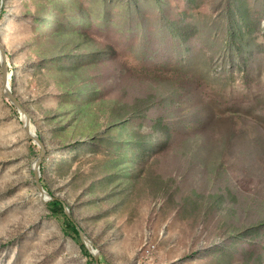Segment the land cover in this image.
I'll list each match as a JSON object with an SVG mask.
<instances>
[{"label":"rangeland","instance_id":"obj_1","mask_svg":"<svg viewBox=\"0 0 264 264\" xmlns=\"http://www.w3.org/2000/svg\"><path fill=\"white\" fill-rule=\"evenodd\" d=\"M53 11L106 50L81 84L147 115L126 177L109 163L117 151L60 146L43 115L65 99L58 61L36 53L57 28L34 14ZM0 46L47 150L42 183L93 242L41 199V147L0 63V264H97L90 249L100 264H264V0H0Z\"/></svg>","mask_w":264,"mask_h":264},{"label":"trees","instance_id":"obj_2","mask_svg":"<svg viewBox=\"0 0 264 264\" xmlns=\"http://www.w3.org/2000/svg\"><path fill=\"white\" fill-rule=\"evenodd\" d=\"M34 15L38 22H43L44 31L53 26L57 28L48 35L54 40L51 46L43 48L46 38L37 37L39 48L36 53L40 63L45 65L48 61H58L60 67H50V77L65 99L61 100L54 110H43V115L53 127L59 145L68 146L75 143L90 146L93 151L106 148L117 151L119 159H113L109 163H113L114 168H118L123 177L130 175L135 162L129 160L127 149L132 151L137 145L147 141L148 134L142 132V126L139 124L140 118L148 121L147 115L138 116L134 104L105 98L103 91L97 86L81 84L79 74L86 63L89 65L106 50L96 47L94 40L83 33L73 18H64L54 11L44 15L36 12ZM64 20L68 21L65 26L62 25ZM75 57L78 60L71 61L68 65L69 60ZM160 125L162 123L159 119L152 128ZM40 137L43 139L41 135ZM53 196L55 198L49 201L48 205L56 215L64 217L68 228L80 238L79 225L65 212L66 202L54 194ZM89 257L96 261L90 253Z\"/></svg>","mask_w":264,"mask_h":264},{"label":"water","instance_id":"obj_3","mask_svg":"<svg viewBox=\"0 0 264 264\" xmlns=\"http://www.w3.org/2000/svg\"><path fill=\"white\" fill-rule=\"evenodd\" d=\"M0 55H1L0 63L2 66V80H3L2 93L4 96L9 98L12 101V103L19 109V111L22 114V117H25V120L23 119V121H24L25 129H26V132L28 134V137L30 139H32L35 143H37L41 147V152H40L38 158L36 159V161L34 163L33 169H34V174H35V178H36V185H37V188L39 190L41 199L44 202H49V201L53 200L55 197L53 195H51L46 190V188L44 187L42 180H41V177H42V175H41V164H42L43 159L45 158V156L47 154L45 144H44L42 138L38 135L36 127L34 126L33 127L34 129L32 128V126H31L32 119H31L30 114L25 110V108L22 106L21 102L19 101V99L13 93V90L11 89V86L9 83L12 82L13 72L9 71L10 60H9L7 50L3 46H0ZM64 206H65V212L67 213V215L71 216V211H70L69 207L66 204ZM78 229L80 232L81 239L87 245L93 244V242L88 238L85 231L81 227H78ZM90 251L94 255L97 264H100L99 263V250L97 252H94L93 250L90 249Z\"/></svg>","mask_w":264,"mask_h":264},{"label":"bare ground","instance_id":"obj_4","mask_svg":"<svg viewBox=\"0 0 264 264\" xmlns=\"http://www.w3.org/2000/svg\"><path fill=\"white\" fill-rule=\"evenodd\" d=\"M0 60H1V55H0ZM14 72H13V75H12V77L14 76ZM10 84V86H11V89H12V82L11 83H9ZM23 119L25 120V117H23ZM31 126H32V128L34 127V125H33V123L31 124ZM34 129V128H33Z\"/></svg>","mask_w":264,"mask_h":264}]
</instances>
